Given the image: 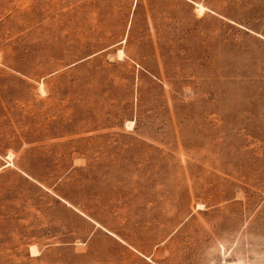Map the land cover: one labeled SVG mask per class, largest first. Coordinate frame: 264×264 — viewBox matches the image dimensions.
Returning a JSON list of instances; mask_svg holds the SVG:
<instances>
[{"label":"rangeland","instance_id":"obj_1","mask_svg":"<svg viewBox=\"0 0 264 264\" xmlns=\"http://www.w3.org/2000/svg\"><path fill=\"white\" fill-rule=\"evenodd\" d=\"M0 264H264V0H0Z\"/></svg>","mask_w":264,"mask_h":264},{"label":"bare ground","instance_id":"obj_2","mask_svg":"<svg viewBox=\"0 0 264 264\" xmlns=\"http://www.w3.org/2000/svg\"><path fill=\"white\" fill-rule=\"evenodd\" d=\"M197 10H198V12H203L204 11V7L203 6H201V5H197ZM42 91L44 92V89H42ZM131 125L133 124V123H130ZM199 207L201 208L202 206L201 205H199ZM33 251L35 252L36 250H35V248H33ZM38 253V252H37Z\"/></svg>","mask_w":264,"mask_h":264}]
</instances>
